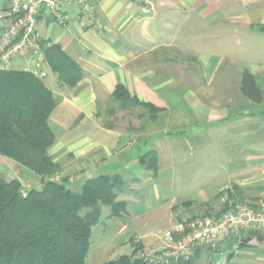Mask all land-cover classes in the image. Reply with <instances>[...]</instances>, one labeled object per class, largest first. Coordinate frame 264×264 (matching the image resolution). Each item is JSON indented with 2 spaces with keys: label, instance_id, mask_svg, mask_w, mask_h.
<instances>
[{
  "label": "crops",
  "instance_id": "obj_1",
  "mask_svg": "<svg viewBox=\"0 0 264 264\" xmlns=\"http://www.w3.org/2000/svg\"><path fill=\"white\" fill-rule=\"evenodd\" d=\"M152 1L154 7L147 14L135 0H88L92 18L76 6H62V24L50 18L38 19L39 44L58 45L83 74L73 88L57 86L60 94L48 87L59 100L49 117L56 129L49 155L57 164L70 159L71 172L64 178L80 181L78 185L99 175L120 176L117 170L131 174L139 165L140 154L133 153L134 145L123 142L117 127L103 128L98 112L105 102L106 116L111 94L121 84L139 100L164 110L146 127L147 137L153 138L154 144L161 142L162 150H173L172 139L188 145L205 135L218 149L228 151L222 152V159L229 169L211 188H202L196 202L206 203L224 191L225 197L232 195V201L264 209V101L253 103L240 91L245 70L263 89L264 63L256 61L250 71L247 58L239 57L241 53L252 52L257 57L264 52V0ZM9 7L10 0H0V12ZM203 44L211 45L214 55H208ZM158 52L193 57L200 69L211 70L209 84L215 80L214 72L222 69L216 81L219 87L210 91V103H204L198 94L203 86L197 75L192 79L190 71L181 70L187 67L179 61L165 56L159 60ZM177 68L176 75L167 72ZM187 81L196 88L187 87ZM228 84L236 86V92L222 94L220 86ZM201 123H205L204 129L188 135ZM149 151L157 154L158 168L151 171L156 177L160 149ZM210 155L217 157L216 164L223 163L212 149ZM105 171L110 173H102ZM31 174L25 170L27 178ZM140 238L142 243L153 245L154 240L147 235ZM232 241L227 239L211 251V264H264V244L248 243L238 249V242L232 245ZM203 252L196 264L204 259Z\"/></svg>",
  "mask_w": 264,
  "mask_h": 264
},
{
  "label": "trees",
  "instance_id": "obj_2",
  "mask_svg": "<svg viewBox=\"0 0 264 264\" xmlns=\"http://www.w3.org/2000/svg\"><path fill=\"white\" fill-rule=\"evenodd\" d=\"M40 47L49 71L56 75L61 87L73 88L81 81V69L58 45L42 42ZM254 80L245 70L240 91L246 99L260 104L264 91ZM111 101L120 103L123 110L144 109L148 121L156 120L164 111L139 100L121 84L114 88ZM58 103L44 81L33 73L0 71V156L41 180L38 188L23 189L18 179L5 180L0 173V264H85L92 228L100 222L102 208L109 207L108 219L125 212L126 204L117 201L124 186L119 175L87 179L78 192L69 188L68 178L55 180L60 166L48 153L55 141L49 117ZM106 115L111 117L113 110L109 109ZM102 127L113 129L110 123H102ZM138 164L156 172V152L140 154ZM227 196L226 200L232 201V195ZM250 237L248 234L238 249L245 247ZM228 239L233 240L232 245L237 241L233 237ZM140 248L136 246L130 256L123 255L106 264H144L140 259H132ZM201 249L189 261L171 264H196Z\"/></svg>",
  "mask_w": 264,
  "mask_h": 264
},
{
  "label": "rangeland",
  "instance_id": "obj_3",
  "mask_svg": "<svg viewBox=\"0 0 264 264\" xmlns=\"http://www.w3.org/2000/svg\"><path fill=\"white\" fill-rule=\"evenodd\" d=\"M150 1L152 2V7H154L153 1ZM258 38L262 37L258 36ZM202 47L204 50H208L206 51L208 55H214L215 51L211 52L214 50L211 45L203 44ZM261 48L264 50V45ZM158 54L159 60H163L162 57L165 56V59L170 58L176 62H181L182 65L187 67L181 70L190 71L192 79L197 75V79L202 80L203 86L198 94L202 97L204 103H210V91L219 87L216 81L221 76L222 69L214 72L212 76H215V80L212 81V84H209L206 81L210 78L209 74L211 70L200 69V66L195 63L193 57H185L182 54L173 55V53L168 52L166 54L158 52ZM260 54L255 57L252 52L249 54L241 53L239 57L247 58L248 66H250L248 70L250 69L251 71L254 70L252 67L257 64L256 61L264 63V52ZM11 69L16 70L19 68L15 66ZM46 69L47 75L42 80L52 91L60 94L62 91L57 87L60 85L57 82L56 75L54 77V74L49 71L48 67ZM167 72L171 75H174V73L176 75L179 71L177 68L167 70ZM234 72L235 69H232V76H229L231 78L229 82L231 83L234 80ZM261 72L264 74V70H261ZM189 82H185L188 84L187 87H195L194 83ZM220 88V91H223L222 94L236 92V86L234 85H221ZM262 90L264 91V87ZM110 101L107 107L113 110L111 117L104 115L105 102L98 110L101 113L103 123H110L113 127H117L120 130L123 142L135 146L133 148V153L135 154H142L156 148L160 149V166L156 177L153 175V172L140 168L139 165L133 169L134 171L131 174L125 173L123 170L121 172L117 170V173L120 174L124 182L122 191L118 193L117 201L126 204L125 212L118 218L108 219L109 207L102 208L100 222L92 228L91 244L85 264H106L118 259L120 256H130L136 246H140L141 248L135 251L134 258L132 259H139L138 254L143 248L153 249L164 246L165 242L161 239L162 233L178 222L215 218L221 212H225L236 206L259 208L250 206L247 203L234 204L231 200H226L227 196L225 197V192L221 196L216 197V195L213 196L214 198H208L206 203L196 202L201 196L202 192L200 190L206 188L205 186L207 185L211 188L212 182L220 180L229 169L228 167L230 166L225 165L224 158L222 159V152L227 153L228 151L226 149H218V146L207 140L205 135H201L199 140L193 141V143L188 145L183 143L184 141L180 142L179 139H172L173 150L169 152L162 150L161 142L154 144L153 138L147 137L146 127L148 120L147 116L143 115L145 114L144 109L133 107L123 110L120 103ZM188 104L190 107L192 106V103ZM49 126L52 128L54 134H56V129L52 124L49 123ZM204 127L205 123L197 124L191 132H188V135L192 132H198L200 129H204ZM211 149L213 153L218 154V161H223V163L216 164L214 162L217 157L210 155ZM69 160L66 158L58 164L60 166V173L54 177L56 181L66 177V173L70 174L71 171L67 164ZM0 173L5 180L18 179L21 182L22 188L26 187L23 189L38 188L41 184L40 177L37 179L30 172L31 177L27 178L25 176V169L23 170L12 160L3 156H0ZM102 173H110V171ZM79 183L80 181L76 180V182H69L68 186L72 191L78 192L81 186L78 185ZM146 235L148 239L151 240L152 238L154 240L152 242L153 245L142 243L140 237ZM208 250H201L204 251V259L199 264H211L210 257H212L213 253H211V249Z\"/></svg>",
  "mask_w": 264,
  "mask_h": 264
},
{
  "label": "built area",
  "instance_id": "obj_4",
  "mask_svg": "<svg viewBox=\"0 0 264 264\" xmlns=\"http://www.w3.org/2000/svg\"><path fill=\"white\" fill-rule=\"evenodd\" d=\"M144 14L152 10L150 0H135ZM62 6H76L83 15L92 18L88 0H10V7L0 12V71L31 72L42 79L47 65L36 34L40 17L58 24L64 22ZM26 188V187H23ZM251 234L247 244H264V211L236 206L215 218L178 222L161 235L165 245L144 249L138 254L144 264H171L189 261L201 248L216 249L228 238L238 244ZM241 239V240H239Z\"/></svg>",
  "mask_w": 264,
  "mask_h": 264
}]
</instances>
